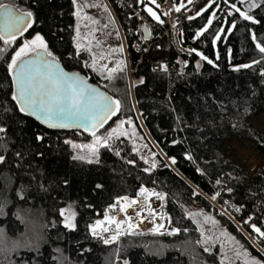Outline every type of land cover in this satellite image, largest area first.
<instances>
[{
	"label": "trees",
	"instance_id": "obj_1",
	"mask_svg": "<svg viewBox=\"0 0 264 264\" xmlns=\"http://www.w3.org/2000/svg\"><path fill=\"white\" fill-rule=\"evenodd\" d=\"M3 1L31 11L32 27L25 33L38 32L65 68L78 70L120 102L119 111L100 130L116 117H128L152 155L149 162L132 149L126 136L115 135L99 145L89 163L87 153L74 148L72 141L91 134L51 129L21 112L12 99L9 68L18 43L5 45L0 40V128L5 129L0 132V155L5 156L0 163V245L6 249L0 264H223L216 248L206 247L197 230L200 223L195 216H203L202 211L210 208L219 223L264 259L204 195L229 197L264 230L255 206L264 166L247 179L219 149L228 138L236 137L250 140L264 156V134L250 121L252 115L264 114V54L256 48L257 44L264 46V0L251 8L237 0L200 2L178 26L180 42L190 54H181L169 71L153 69L146 54L132 47L136 21L125 20L126 10L108 0L123 33L130 68L128 72L119 67L108 75L94 70L86 52L76 45L73 0ZM130 1L144 12L145 4L151 3ZM232 4L253 20L243 19ZM155 7L163 23L146 13L159 40L165 22L160 7ZM216 34L220 37L217 48L213 44ZM254 60L260 63L240 67ZM80 155L85 159H73ZM144 186L163 192L169 223L180 229L178 233L124 230L110 244L92 234L90 224L105 220L116 196L136 195ZM64 204L74 209V227L62 221L60 207ZM258 243L264 250V237Z\"/></svg>",
	"mask_w": 264,
	"mask_h": 264
},
{
	"label": "rangeland",
	"instance_id": "obj_2",
	"mask_svg": "<svg viewBox=\"0 0 264 264\" xmlns=\"http://www.w3.org/2000/svg\"><path fill=\"white\" fill-rule=\"evenodd\" d=\"M182 0H180L181 2ZM188 2L189 0H185ZM208 1H205L203 5H206ZM238 2L243 3L247 0H237ZM0 3H6L3 0H0ZM74 3V11H75V42L76 45H79V49L86 52L89 57V63L91 67L102 75L111 74L109 72L110 69H117L119 67H125V69L129 72L130 68L127 62L126 56V48L123 42V33L121 31V27L119 21L110 6L108 0H73ZM155 3H146L144 8L146 12H148V8H151L156 14L159 16L158 10L155 7ZM178 5V4H175ZM201 8V7H200ZM199 8V9H200ZM19 9V8H17ZM21 10V9H19ZM227 12H231L230 8L226 9ZM25 11V10H21ZM142 11V10H141ZM241 11H243L241 9ZM144 12V11H143ZM150 15V14H149ZM151 16V15H150ZM151 19V18H150ZM164 20V17H163ZM152 21V20H151ZM36 35H40L38 32H31L29 34H23L17 40V46L12 52V56L15 54L20 47L23 46L26 40H32ZM41 36V35H40ZM215 35L213 39L214 47L217 48V39ZM45 42V41H44ZM115 49H122V51H115ZM49 51V49H48ZM28 53L27 55L31 54ZM26 56V55H25ZM23 56V57H25ZM181 54L176 55V61L179 60ZM22 57V58H23ZM11 58L9 60V64L11 63ZM21 58V59H22ZM11 71L13 69H10ZM121 121L125 123L123 125L120 124ZM130 121V123H129ZM251 125L257 128L264 134V114H256L252 115L250 118ZM112 129H117L118 132L126 133L123 136H126L131 142V147L133 150H137L144 158H146L149 162H151L152 152L139 134L136 129V126L133 124L128 117H116L109 126L105 129L100 130L96 133V136L101 137L103 141L108 140L109 133ZM115 136V135H113ZM95 137L93 135H89L87 137L78 138L77 140L72 141L73 145H90L93 144ZM102 144V143H100ZM100 144L96 145L98 147ZM79 150L87 153V159L91 160L96 157V154L93 155L91 150L87 147H80ZM221 153L229 158L234 164L239 166L245 173L246 178L248 179L250 175L259 167L264 166V156L262 153L254 146V144L247 139L238 140L236 137L228 138L223 145L220 146ZM145 192H141V194L137 193L134 195L137 197L136 199H132L131 195L122 194L114 198L111 205L108 206L107 216H113L116 221H124L123 217H116L115 213L117 212L115 208L111 207L112 205H118V203H129L138 207L140 204L144 207L142 209V214L146 217V219H150L153 213H158L160 218L163 217L164 221L168 222L166 225L168 228H173L169 223V218L164 209L163 199H158L157 196L151 195V193H160L163 195V192L158 189H154L152 187L144 186ZM207 199L210 201V204L216 210H219L217 206L214 205L213 202H216L218 205H222V202H218L216 199V194L213 196H209L204 194ZM215 196V199L213 197ZM122 198H127L122 199ZM116 199V200H115ZM132 201H136V205L131 203ZM61 210H65V214L62 216V221L66 225V217L67 219L74 224V209L71 204H64L60 207ZM164 210V212H161ZM197 210V209H196ZM213 208H210V211H202L203 216L196 215L195 219L200 224L198 225V229L202 235L206 247L216 248L219 258L221 259L223 264H247L248 261L257 260L260 264H264V259L260 257L257 253L251 252L244 245L243 241L234 233L225 228L221 223H219L212 214ZM198 211V210H197ZM220 211V210H219ZM221 212V211H220ZM222 213V212H221ZM166 214V216H165ZM205 214V215H204ZM99 221H104L102 219H97ZM248 223V222H247ZM255 224L257 227L264 231L261 226L257 223L250 222L247 224V229L244 231H240L236 226H234L256 249L264 255V250L259 246L258 239L262 238L258 233L254 232L251 225ZM109 229V231L103 233V238H110L115 235L116 225L108 223L107 226H104ZM103 227V228H104ZM126 222L120 225L122 231H150L154 232L152 228L144 229V230H136V229H127ZM91 232H93V228L90 227ZM165 232V231H163ZM171 232V231H170ZM102 238V237H101ZM102 240L104 241V239ZM1 252H6L5 248H1L0 245V256ZM237 253H240L237 255Z\"/></svg>",
	"mask_w": 264,
	"mask_h": 264
},
{
	"label": "snow or ice",
	"instance_id": "obj_3",
	"mask_svg": "<svg viewBox=\"0 0 264 264\" xmlns=\"http://www.w3.org/2000/svg\"><path fill=\"white\" fill-rule=\"evenodd\" d=\"M152 3H155L156 0H151ZM191 3V0H189ZM215 2V0H213ZM254 2L250 5V7H257ZM183 7V5H181ZM231 8L240 14V16L245 20H253V17L247 14L245 11H241L240 8L236 6V4H232ZM0 10L2 13L0 15L3 16L4 19V30L0 31V40H3L5 45L10 44L15 41L17 36H22L24 32H26L30 27H32V16L33 13L31 11H20L19 9H13L10 5L0 3ZM177 12L180 11V7L175 9ZM206 9H202L201 12ZM149 14L153 17V19L158 20L160 23H163L159 19V16L154 12L151 8H148ZM167 13H165L166 15ZM201 13L198 12L197 16ZM215 17V13L212 14ZM194 17H189V19H193ZM212 23V19L210 18L208 24ZM235 27V24L232 25ZM202 31H206L203 29ZM223 31V30H221ZM197 36L201 35V33H197ZM220 37L217 36L216 39ZM253 39H255V35H253ZM79 47V45H77ZM256 48L259 50L261 54H264V46L260 44L256 45ZM42 50V51H39ZM3 51V49H0ZM115 51H122V49H115ZM191 51L195 52V49ZM35 53L36 59L31 61H23L20 64V72L14 76V80L17 87V92L13 95L12 99L20 105L19 110L21 112H28L31 115L36 116L37 119L41 120L43 123L48 124L50 127H67L68 124L63 122L64 117L75 118L81 121L79 126L88 128L89 124L92 128V135L95 137L93 144L90 145H73L74 148L87 147L91 150V153L95 155L97 153L96 145L100 143L106 144L107 141H103L101 137L96 136V131L98 127H103V124L107 122V119H110L112 115H115L120 108V102L118 100L112 101L109 97L105 96L103 93H99L97 89L91 88V86H87L84 82L75 74V73H67L59 68V66L55 62V58L53 54L48 51L47 45L44 42V39L40 35H36L32 40H26L22 47L19 48L15 52V54L11 58V63L9 64L10 69H14L18 63L21 61V58L28 53ZM202 59L207 60L208 63H212L211 60H208L206 56L198 53ZM48 57H52L51 60H48ZM260 61H253L252 64H244L241 65V68H251L253 64H258ZM35 66V67H32ZM43 67L46 72H41L40 68ZM117 69H110L109 72H115ZM239 70V68L235 69ZM111 78V76H109ZM125 122L121 121L120 124L123 125ZM130 123V121H129ZM5 129L0 128V132H4ZM126 133L118 132L117 129H112L109 133V138L113 135H124ZM38 139H42V137H38ZM66 143H71L70 141H66ZM17 156L20 154L17 153ZM119 155V153H117ZM191 159V157H188ZM73 159L83 160L84 156H74ZM5 161V156L0 155V163ZM92 163V160L88 161ZM147 162V161H146ZM132 163V161H129ZM172 163L175 164V158H172ZM152 167H155V163L152 164ZM144 171H150V169L146 168ZM219 184L220 181L217 180ZM97 187H101L97 185ZM142 193L145 192V189L140 190ZM231 191V189H229ZM151 195L157 196L158 199H163V195L160 193H151ZM216 195H219L217 193ZM127 199V198H122ZM215 199V196L213 197ZM131 203H136V201H132ZM111 207L115 208L116 205H112ZM121 211H125L123 207H121ZM239 211V209H237ZM0 212H2V207H0ZM65 214V210H61V215ZM139 215V213H137ZM74 215V214H73ZM189 215H194L189 213ZM131 220V217H128ZM251 219V218H250ZM105 220L110 224L116 225L115 235L110 238H105L104 243L110 244L119 239V237L125 234L124 231L121 230L120 225L124 223V221H116L115 218H110L107 215L105 216ZM66 225L68 227H74L66 217ZM104 224V221H97L96 225L93 226V235H98L96 228L100 227ZM131 227V225L129 226ZM254 232L258 233L259 236L264 237V231H261L259 227L255 224L251 225ZM163 228V225H158L154 232H159V229ZM102 231H109L108 228H102ZM180 229H172L170 235H174L178 233ZM130 234L136 235L138 233L131 232ZM200 243V241H198ZM209 249L205 248L204 251H208ZM240 253H237L239 255ZM247 264H260L257 260L248 261Z\"/></svg>",
	"mask_w": 264,
	"mask_h": 264
},
{
	"label": "built area",
	"instance_id": "obj_4",
	"mask_svg": "<svg viewBox=\"0 0 264 264\" xmlns=\"http://www.w3.org/2000/svg\"><path fill=\"white\" fill-rule=\"evenodd\" d=\"M115 1L117 5L126 10L124 15L125 20L134 18L136 21V25L132 30L136 32L137 36L132 42V47L138 51H143V53L146 54V59L153 69L169 71L174 67L177 54H190V50L182 46L180 42L178 26L181 19L189 16L191 12L195 11L203 0H191V3L182 0L178 5H175L174 0H156L155 4H157L163 12L165 22V28L159 40L155 39L153 35V24L146 12L135 7L130 0ZM181 5H183V7H181ZM177 7H180V11L178 12L175 10ZM165 13L167 14L165 15ZM136 198L137 197L134 195L132 196V199ZM218 198H220V201ZM215 200L222 202V205H218L216 202L213 203L219 208L222 214L243 233L247 229V224L250 222L255 223L252 218L250 219L249 215H244L242 207L229 197L219 194L216 195ZM255 206L260 215V223L264 225V181L262 182L260 191L257 195ZM121 207H123L125 211H121ZM142 209L144 210V207L141 204L136 207L127 202H121L115 207V210L117 211L115 215L116 217L124 218V221L126 222L125 228L127 229H155L161 224L163 225V228H160L159 232L171 231L173 229L166 226L168 222H165L163 217L160 218L158 213H153L150 219H146L142 214ZM237 209H239V211H237ZM161 212H164V210H161ZM137 213H139V215ZM128 217H131V220H129ZM110 218H113V216L110 215ZM94 222L95 221L90 224V227L93 228V226H95ZM108 223L109 222L105 220L102 226H107ZM130 225L131 227H129Z\"/></svg>",
	"mask_w": 264,
	"mask_h": 264
},
{
	"label": "water",
	"instance_id": "obj_5",
	"mask_svg": "<svg viewBox=\"0 0 264 264\" xmlns=\"http://www.w3.org/2000/svg\"><path fill=\"white\" fill-rule=\"evenodd\" d=\"M262 0H247L246 2H244V5L247 7V8H251L250 5L254 2L256 5L259 4ZM4 4H7V5H10L13 9H17L15 6H13L11 3H4ZM21 11V10H20ZM0 13H2V10H0ZM32 19V18H31ZM4 30V19H3V16L0 15V31H3ZM39 51H42V50H39ZM55 58V57H54ZM36 59V55L35 53H31L29 55H26L25 57H23L21 59V61H18L16 67L11 71V80H12V83H13V88H14V94L17 92V87H16V83H15V80H14V76H16L19 72H20V64L21 62L23 61H31V60H34ZM48 60H51L52 57H48L47 58ZM55 62L56 64L59 66L60 69H62L63 71L67 72V73H75L83 82L85 85L87 86H91V88H95L98 90L99 93H103L105 96L109 97L110 100L114 101L113 98L102 88L100 87L98 84L90 81L88 78H86L83 74H81L78 70L76 69H67L65 68L62 63L57 59L55 58ZM32 67H35V66H32ZM40 71L41 72H46V70L41 67L40 68ZM19 108H20V105L18 104ZM27 116L33 118L35 121H37L38 123H40L41 125L45 126V127H48V128H51V129H56V130H63V131H70V130H77V131H80V132H84V133H89V134H92V128H91V125L89 124L88 128L86 129L85 127H81L79 126L81 124V121L78 120V119H75V118H69V117H64L62 118L63 119V122L68 124L69 126L67 127H50L48 124H45L43 123L41 120L37 119L36 116L34 115H31L30 113L28 112H25ZM114 115L111 116V118L113 117ZM108 120L110 119H107V122ZM105 124V123H104ZM103 124V126H104ZM101 127H98L97 129H95L96 132H98L100 130ZM139 194H141V191L139 192Z\"/></svg>",
	"mask_w": 264,
	"mask_h": 264
},
{
	"label": "crops",
	"instance_id": "obj_6",
	"mask_svg": "<svg viewBox=\"0 0 264 264\" xmlns=\"http://www.w3.org/2000/svg\"><path fill=\"white\" fill-rule=\"evenodd\" d=\"M98 220H95V222H94V225H96V222H97ZM102 228H103V226H100V227H97L96 229V231H97V233H98V235L100 236V237H102L103 238V233L101 232L102 231ZM115 232V231H114ZM92 234H93V232H92ZM104 239V238H103Z\"/></svg>",
	"mask_w": 264,
	"mask_h": 264
},
{
	"label": "flooded vegetation",
	"instance_id": "obj_7",
	"mask_svg": "<svg viewBox=\"0 0 264 264\" xmlns=\"http://www.w3.org/2000/svg\"><path fill=\"white\" fill-rule=\"evenodd\" d=\"M23 34H26L25 32ZM20 37V35L17 36L16 40H18V38Z\"/></svg>",
	"mask_w": 264,
	"mask_h": 264
},
{
	"label": "bare ground",
	"instance_id": "obj_8",
	"mask_svg": "<svg viewBox=\"0 0 264 264\" xmlns=\"http://www.w3.org/2000/svg\"><path fill=\"white\" fill-rule=\"evenodd\" d=\"M208 1V0H207ZM195 13V12H194ZM191 15V14H190Z\"/></svg>",
	"mask_w": 264,
	"mask_h": 264
}]
</instances>
